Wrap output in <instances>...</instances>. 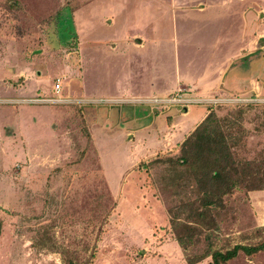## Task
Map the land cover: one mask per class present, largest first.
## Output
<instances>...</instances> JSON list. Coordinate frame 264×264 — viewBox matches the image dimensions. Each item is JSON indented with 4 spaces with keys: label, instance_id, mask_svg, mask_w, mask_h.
<instances>
[{
    "label": "rangeland",
    "instance_id": "1",
    "mask_svg": "<svg viewBox=\"0 0 264 264\" xmlns=\"http://www.w3.org/2000/svg\"><path fill=\"white\" fill-rule=\"evenodd\" d=\"M178 1L183 0H0V264H186L168 209L178 203L180 188L194 196L191 177L161 165L139 169L141 162L166 153L153 157V151L131 149L119 138L122 133L108 131L109 126L104 133L99 125L110 112L116 129L118 114L128 116L124 107L117 113L120 106H107L103 98L131 97L125 85L141 73L135 68L131 76L118 59L108 69L105 48L97 44L110 33L132 40L138 31H161V39H170ZM183 12L173 14L178 31H218L198 20L185 25L179 21ZM192 36L195 44L215 41V36ZM254 41L250 53L228 62L225 81L248 74L250 89L256 84L257 91L187 106L223 116L235 104H250L242 116L230 117V131L241 138L239 153L246 158L264 148V36ZM170 46L164 50L169 82L176 76ZM206 48L197 57L201 61L209 54ZM56 79L66 101L51 104L41 98H59L52 91ZM85 98H91L90 105ZM137 104L140 114L151 112V104ZM92 118H97L94 127ZM110 136L115 141H108ZM223 201V208L212 207L214 229L208 234L214 248L264 239V233L256 236L264 226V190L238 187ZM205 243L200 237L185 253L199 255ZM227 264H264V253L239 254Z\"/></svg>",
    "mask_w": 264,
    "mask_h": 264
},
{
    "label": "crops",
    "instance_id": "2",
    "mask_svg": "<svg viewBox=\"0 0 264 264\" xmlns=\"http://www.w3.org/2000/svg\"><path fill=\"white\" fill-rule=\"evenodd\" d=\"M173 5V28L170 39H161L159 36L162 34L161 31L150 33L138 31L132 35V40L127 35V37L120 38L121 34L110 33L102 39L101 44H97L100 45L99 47L105 48L104 52L109 61L107 60L104 65L108 66V69L114 66L111 61L118 59L131 69V76H135L136 71H133L135 68H137V72L141 73L140 76L137 75V78L135 76L125 85L127 91L132 94L131 97L115 96V93L114 96L106 94L107 97L103 98L108 102L107 106L113 107L112 104L115 105V103L120 106L117 113H121V106L124 107V112H128V116L121 117L118 114L117 129L110 125L111 112L109 117L107 115L103 117L102 124L99 125L103 126L104 133L112 130L118 136L122 133L123 137L119 138L131 149H144V152L149 153L153 151V157L157 154L177 150L184 139L206 117L208 110L206 108L204 111H193L187 107L188 105L155 106V104H151V112L146 110L140 114V110L136 109L139 105L138 101L154 98L164 99L171 97L169 95L173 96V94L195 101H209L212 98H226L218 97V95L226 96L227 94L241 97L248 96L250 92L254 93L258 90L256 84H253L254 86L250 89V75L248 74H235L229 81H225V77L228 62L238 57L239 54L250 53V42L255 44L258 40L254 41V38L264 36V0H183L182 2L178 1V4L174 2ZM175 9L184 10L179 21L182 19L181 22L185 25L187 22L192 23L198 20L199 24L204 27L207 25H212L216 29L218 27V31L216 30L215 34L212 30L203 29L197 32L193 31L192 34L186 29L178 31L174 27L176 23L175 15H173ZM109 19L108 21L112 25L113 18ZM223 23H226L225 26ZM233 31H235V35H231ZM196 33L198 38L215 36V41L204 39L195 44L192 35ZM166 46L171 47L169 58H172L176 74L175 80L171 82L165 75L168 70L164 62ZM204 47H207L209 54L201 61L197 57L206 52ZM162 48L164 49L161 50ZM144 70L145 72H143ZM78 84L81 87V83ZM118 87L121 88L120 85ZM179 89H184V91L177 92ZM149 94H152L151 96L154 98H141L149 96ZM50 96L41 99H51ZM82 101H86L87 105H90L91 98H85ZM156 111L160 113L157 114ZM113 114L112 112V116ZM151 114H154V117H150ZM148 117L151 119L144 123V118ZM96 119L90 120L92 127L96 124ZM131 123L134 124L128 125ZM107 126L110 128L108 131ZM122 126L126 127L122 128ZM111 138L110 136L108 141H112Z\"/></svg>",
    "mask_w": 264,
    "mask_h": 264
},
{
    "label": "trees",
    "instance_id": "3",
    "mask_svg": "<svg viewBox=\"0 0 264 264\" xmlns=\"http://www.w3.org/2000/svg\"><path fill=\"white\" fill-rule=\"evenodd\" d=\"M247 105L250 104H235L231 107L234 110L223 116L209 109L206 117L177 150L139 164V169L161 165L169 172H186L191 177L194 196L188 197L187 189L180 188L175 192L178 203L168 209L171 233L185 254L186 264H200L206 259V264H227L239 254L250 257L264 253V239L253 244L214 248L208 234L214 229L212 207L223 208L225 196L238 187L247 192L264 190V148L256 156L246 158L239 153L241 138L237 139L230 131V117L242 116L245 112L243 107ZM190 182L186 183L188 187ZM256 232V236L260 237L264 226L257 228ZM200 237L206 240L202 253L186 254Z\"/></svg>",
    "mask_w": 264,
    "mask_h": 264
},
{
    "label": "built area",
    "instance_id": "4",
    "mask_svg": "<svg viewBox=\"0 0 264 264\" xmlns=\"http://www.w3.org/2000/svg\"><path fill=\"white\" fill-rule=\"evenodd\" d=\"M60 90H61V81L60 79H56L54 86H53V91L56 95H58L59 98L58 99H52V98L46 99L45 101L49 103H55V104L65 102L66 100L59 96ZM32 101L37 102L38 100H32ZM142 102L149 103V104H155V105H181V106H187L189 104L198 103V101L190 100L180 95H175V96H171V97L164 98V99L154 98L152 100H145ZM40 103H44V102H40Z\"/></svg>",
    "mask_w": 264,
    "mask_h": 264
}]
</instances>
